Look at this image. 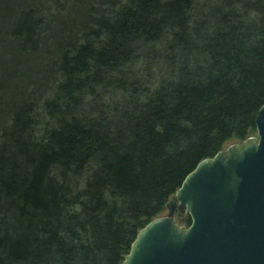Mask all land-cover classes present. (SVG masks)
<instances>
[{"label": "trees", "instance_id": "1", "mask_svg": "<svg viewBox=\"0 0 264 264\" xmlns=\"http://www.w3.org/2000/svg\"><path fill=\"white\" fill-rule=\"evenodd\" d=\"M93 2L0 0V48L49 55L0 98V264H122L199 161L256 132L264 0Z\"/></svg>", "mask_w": 264, "mask_h": 264}, {"label": "water", "instance_id": "2", "mask_svg": "<svg viewBox=\"0 0 264 264\" xmlns=\"http://www.w3.org/2000/svg\"><path fill=\"white\" fill-rule=\"evenodd\" d=\"M254 123L257 140L196 164L122 264H264V104ZM178 208L190 217L184 230L173 219Z\"/></svg>", "mask_w": 264, "mask_h": 264}, {"label": "rangeland", "instance_id": "3", "mask_svg": "<svg viewBox=\"0 0 264 264\" xmlns=\"http://www.w3.org/2000/svg\"><path fill=\"white\" fill-rule=\"evenodd\" d=\"M10 1V5L11 6V10H23V9H27L30 8L31 6H50V14L51 15H55L56 11H60L59 12V16L63 17V19H70V20H74L76 19L79 15H77L79 13V9H83L84 7H86V5H91V2H93V0H74L75 2H71L72 0H61L60 4H64L65 6L63 8L59 7V8H52V6L50 5L51 0H8ZM63 1V2H62ZM62 2V3H61ZM8 4V3H7ZM95 4L94 2L92 3ZM30 6V7H29ZM5 7V6H4ZM2 5H0V12L3 11L4 8ZM69 20V22H70ZM65 23V21H63ZM52 25V23L50 24ZM56 24H53L51 27L53 30L56 29ZM69 25V23H68ZM65 27V26H64ZM64 27H57L58 32L62 31L64 29ZM63 32V31H62ZM61 32V33H62ZM50 45L45 46V50L46 53L50 54L53 52L52 50V43L49 42ZM7 48V47H6ZM7 50V51H6ZM47 54H41L39 56V58H36L34 60H19L14 61L13 60V56L10 54V52H8V49L2 50L0 48V60L1 63L7 64L4 65V67L13 71H16V73H14L15 76L14 79H9L8 77L4 76V72H3V67L0 65V87L1 88H8V89H0V98L3 102H11V95L15 94V97H19V93H25L29 91L30 87V82H34L35 86L37 87L39 84L36 83L37 79L40 77V73H41V69L45 68V66L49 67V61H48V56H45ZM51 57V55H50ZM10 61L12 62L11 65H8L10 63ZM5 62V63H4ZM15 62H17L15 64ZM7 75V74H6ZM26 84V85H25ZM24 85L26 86L24 89ZM39 91V90H38ZM41 93V91H40ZM17 97V98H18ZM16 98H13V100ZM249 139H253V140H257V135L256 132L253 133L250 137L246 138L243 141H237V140H230L227 141L221 148V150H226L229 146L232 145H241V143L246 142ZM172 201V196L169 198L168 202ZM167 208L165 207V209L162 211L161 214L158 215V217H162L165 216L167 214ZM187 218L190 219L189 215L186 213L184 208H178L173 215V219L174 222L176 224V226L179 229H186V225H185V221L187 220Z\"/></svg>", "mask_w": 264, "mask_h": 264}]
</instances>
